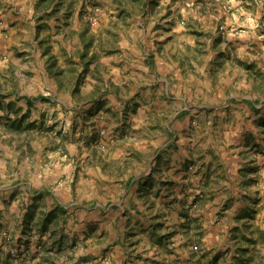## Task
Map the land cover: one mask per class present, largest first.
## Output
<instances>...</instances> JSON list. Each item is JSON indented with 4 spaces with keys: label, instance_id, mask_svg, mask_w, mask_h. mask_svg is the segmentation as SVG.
Wrapping results in <instances>:
<instances>
[{
    "label": "rangeland",
    "instance_id": "obj_1",
    "mask_svg": "<svg viewBox=\"0 0 264 264\" xmlns=\"http://www.w3.org/2000/svg\"><path fill=\"white\" fill-rule=\"evenodd\" d=\"M178 1L187 11L194 9L198 12L194 16L190 11L188 17L183 19L184 16H180L179 20L189 32L201 39L200 61H207L208 64L197 76L203 81L212 77L214 83H200V89H195L196 86L189 85L187 79L171 72L177 85L167 94L161 81L157 82L161 74L153 79V75L135 65H142L141 62L145 61L152 71L153 51L161 53L162 46L157 43L162 44V41L156 39L153 43V37L146 39L145 36L142 42L137 41V36L140 39L143 32L153 33L155 24L154 27L169 32L170 29L162 28L157 21H153L173 10ZM222 1L227 2L225 9L228 13L220 16L218 3ZM42 2L41 11H44L46 23L42 29L46 30V34L51 32L49 41H52V35L60 38L59 55L65 65L60 73L61 85L55 95L47 91L31 95V102L38 104L37 110L25 114L23 120L0 115V169L3 170L2 163L13 149L10 148L11 137L16 139L17 144L26 141L29 145L34 144L29 153L23 151L25 156H30L33 164H36L37 154L40 155L39 150L43 147L47 151L42 154L47 165L45 168L54 169L58 155H63L64 150L70 151L72 156L66 157L64 167L72 163L74 171L71 180L68 179L69 173L65 174L61 182L49 183L47 190L36 196H28L23 185L6 190L1 188L19 181L0 176V255L2 246L7 245L12 246L10 253L19 254L20 264H34L39 255L43 258L40 264H189V258L194 256L205 258L204 264H234L230 260L235 259V253H243L251 245L249 233L253 239L257 233L254 229L248 232L247 229H251L248 223L253 224L257 217L264 215V0ZM27 4L30 8L31 4ZM169 43L173 41L168 40ZM26 44L22 40L15 46L23 48ZM119 46H135L139 51L145 48V52L150 54L141 51L145 59L141 57L139 61L135 60L139 56L134 51L128 61H119L113 54ZM129 51L132 49L129 48ZM164 53H167L166 47ZM122 63L128 68L125 71L137 79L130 77L125 81L119 79L118 83L114 81L117 74L113 68ZM140 72H143L141 79L138 77ZM234 77L235 86L229 85L225 89L220 84L225 82L219 81L220 78L229 80ZM142 89L145 100L142 98L141 102V98L137 100V97ZM182 92L189 97L187 101L173 98ZM232 92L240 98L234 102L240 104L236 107L229 98ZM106 94L119 99L126 108L115 107L114 111L111 109L113 105L109 107L110 111L103 108L102 102L98 103L97 99ZM244 96L248 100H244ZM202 103L204 105L200 106ZM143 105L141 119L133 121L131 111L137 113L139 106ZM155 106H161L163 110L167 108L168 116H154ZM183 107L188 111L183 110L173 122L183 121L194 110V114L188 117V125L176 126L174 135L167 136L159 145L167 142L165 147L177 151L181 145L186 146L185 153L190 157L186 158L183 167L175 170L172 166L173 176L181 173V177L164 179L163 169L153 164V156L157 152L153 149V134L161 129L156 125L162 119L170 118L171 110ZM3 109L6 112V108ZM11 109L9 107V114H15ZM205 111L206 117L201 115ZM108 115L111 118L108 119ZM103 120L112 124L111 129L101 126L95 133L93 126ZM131 131L136 133L134 136L140 145L149 147L143 153L147 160H138L139 168L134 172L139 175L137 180L132 182L131 187L130 182L126 185L119 181L118 185H111L110 188L99 185L92 190V178L101 176V158L117 146L121 147L124 137L129 136ZM55 144L61 147V153H53ZM48 152H52L51 156ZM139 158L136 156V159ZM23 161L20 158L19 163ZM202 161L207 169L203 173ZM143 179L150 189L147 194L137 188L138 181ZM63 181H68L71 191L63 201L65 206H59L55 204L54 192ZM123 188L124 191L130 188L133 194L123 199ZM164 192H170V198L159 202L158 196L162 194L165 197ZM153 195L157 200L145 207L147 197L153 200ZM238 200H242L241 211L236 215L227 213V209ZM27 202L28 211L24 212ZM42 206L46 211L40 208ZM33 211L31 222L27 223L26 219ZM125 217L130 222L134 219L139 222L143 218L145 222L151 220L154 233L147 229L129 228L130 222L125 221ZM223 219L240 224L243 221L242 228L237 225L218 231L220 225L223 228L226 224ZM44 222L49 224L46 229H43ZM125 222L128 224L124 230ZM240 229L246 234L239 232ZM140 232L144 236L142 243L136 241ZM257 235L258 239L264 238V234L258 232ZM216 236L220 238L219 245L213 246L211 243ZM236 238L240 239L239 244L234 254L230 255L232 246L227 244ZM209 239L211 243H208ZM119 240L123 254L117 262L110 255ZM103 241L107 245H103ZM184 249L190 257L182 255ZM155 256L159 259L154 260ZM248 257H242L241 263L237 264H248Z\"/></svg>",
    "mask_w": 264,
    "mask_h": 264
},
{
    "label": "crops",
    "instance_id": "obj_2",
    "mask_svg": "<svg viewBox=\"0 0 264 264\" xmlns=\"http://www.w3.org/2000/svg\"><path fill=\"white\" fill-rule=\"evenodd\" d=\"M29 2L30 8H28ZM42 0H0V115H7L10 117H18V121L21 119L23 120V117L25 119V114H31L32 111L35 112L38 106L37 103H32V97L31 95H35L37 92L41 91H47L48 93H53L54 95L58 92L60 85H61V72L65 65L62 64V60L60 59V53H61V45L59 41V37L56 35H52V41H49L51 32L49 34H46V30L42 29V27L46 24L45 23V16H43V12L41 11L42 8ZM227 3L226 1H222L219 4L220 8V16H223V14H227V6L225 5ZM198 8V7H197ZM190 11L192 12V15L196 16L198 14L197 11L194 9H190L187 11L184 6H182V2L178 1L176 2L175 6H173V10H169L164 13V15H161L159 18L157 17L153 22L157 21L161 27H166L167 29H170L169 32H165L160 27H154L153 25V33L143 32V36L139 39L137 36V41H143V37L146 36L147 38L153 37V43L154 40L158 39L161 40L162 44L159 42L158 45L162 46L161 53L158 51H153V70H150V66L145 64V61H142L141 64H135L138 65L139 68L142 69L144 72H148L149 74L153 75V79L157 78L156 76L158 74H161L157 78V82L161 81L162 88L164 91L169 94L170 90H173V86H176L177 83H175V78L173 76V73L175 72V75L182 79H187L189 82V85L196 86L195 89H200V83L204 84L209 82L211 85L214 83L211 77H206V79L203 81L197 76V73L200 71H204L205 68H207L208 62H201L200 56L201 54L199 52L201 49V44L199 42L201 41L200 38L196 34H193L189 32V29L184 26V24H181L179 18L180 16H184L183 19L189 16ZM195 12V14H193ZM175 22V25H174ZM151 31V30H150ZM52 32L55 34V28L52 29ZM164 34V35H163ZM21 37H23L21 39ZM48 37V38H46ZM164 37V38H163ZM23 41L27 42L26 46L23 48H18L15 46L16 43H21ZM135 40V39H134ZM168 40L173 43L168 44ZM213 43V41H212ZM168 44V45H167ZM215 45V44H214ZM144 47H147L145 45ZM166 47L167 53H164V48ZM129 48L132 49V51H129ZM135 51L134 54H137L139 56L135 60L141 61V57L145 59V55L142 53L150 54V52H145V48H143L141 51H139V48L135 46H131L128 48H122L119 46L117 50L113 53L115 54V59L122 61H128L129 55H132V53ZM203 53V52H202ZM204 54V53H203ZM211 57V56H210ZM118 61V62H119ZM199 64H204L200 66ZM123 63L117 66H114V71L117 74V78L114 80L116 83H118L119 79H123L125 81L126 79H129L130 77L133 79H137L136 76H132L129 73H127L126 68L124 67ZM128 69V68H127ZM166 71V72H164ZM138 73V72H137ZM143 75V72H140L138 77L141 79ZM209 79V80H208ZM219 81H225L222 84V87L227 89L229 85H234V82H236L235 77L231 78L229 80H222V78L219 79ZM138 83V81H137ZM218 84L217 86H219ZM241 84V83H240ZM179 85L182 86V81L179 82ZM193 89H191V92ZM160 92H162L160 90ZM186 92V91H185ZM144 90L139 93V96L137 97V100L141 98L144 99ZM147 93H150L149 91ZM148 94V97L151 98ZM175 99H178L180 101H187L189 99L188 96H185L184 92L179 95H174ZM230 101L233 106H238L240 104L234 103L237 100H240V98H237L235 94L232 92L230 93ZM233 98V99H232ZM244 100H248L247 97L244 96ZM109 99H112L113 102H110ZM98 103L102 102L103 108H107L110 111V108L114 111L115 107L117 109L121 107H125L123 103L120 102V100L114 96H110L109 94H106L101 99H97ZM145 100V99H144ZM125 102V101H124ZM155 103V100L153 101V105ZM187 104V102H186ZM14 105L16 107H14ZM43 105V104H42ZM115 105V106H114ZM132 105V104H129ZM204 105L203 103L200 104ZM223 106V104H222ZM6 108V112L3 108ZM9 107H11V111H15V114H9L10 110ZM43 107V106H41ZM68 107V105H66ZM145 105L142 107L139 106L136 112L131 111V116L133 117L132 120H139L141 119L140 112L144 109ZM188 108V105H186ZM126 108V107H125ZM185 109V107L180 108L177 111H173L172 115L170 114V118L167 120L161 121L159 125H156V127L161 126V129H159L156 133L153 134V149L156 150V154L153 156V164H155L158 168L163 169L164 171V179H172L169 176H173V165L175 166L174 169H179L184 166V162H186V158L190 157L189 154H186L187 151L186 146H180L179 151L175 150L174 148H170L168 146L165 147L166 143L163 145H159V142L164 140L167 136H170L171 134L174 135L175 127L178 125H181V127H185L188 125V117L190 115L194 114V110H191L187 117L182 120H177L176 122H173L174 117L178 116L179 113H182V111ZM44 110L41 109V111ZM107 110V111H108ZM40 111V113H41ZM188 110H184V112H187ZM102 112V110L100 111ZM112 112V111H111ZM123 113L122 111H120ZM168 109L163 110L161 106H155L153 107V114L154 116H161L163 115L168 116L167 113ZM218 111H215L217 113ZM220 112V111H219ZM108 113V112H107ZM110 113V112H109ZM9 114V115H8ZM201 115L207 116V111L201 112ZM94 117V116H93ZM106 117V116H104ZM108 119L111 118L109 115L107 117ZM22 122H25L22 121ZM102 127H107L108 130L111 129L112 124L109 121H101L100 123L93 126V131L97 133L98 130ZM92 133V132H90ZM130 135L124 137L122 146H117L114 151H111L105 156L104 158H101V170L100 175L96 178H92L90 186H92V190L97 189L99 185H107L108 188L115 185H118L119 181H123L126 185L128 182H130V187L133 186L132 182L137 180V176L134 172L139 168V161H146L147 159L144 158V152H146V149H149L146 145H140L136 140V133L133 131L129 132ZM171 137H174V136ZM171 137H169V141H171ZM13 139V141H12ZM9 141H12L11 147L13 148L10 153H8L5 157L4 162L2 163V169H0V176L14 180H18L16 184H8L4 185L1 188L5 189L9 187H14L16 185H23V188L27 189L28 196H36L35 194L41 193L42 191L47 190L49 183L53 181H59L61 182L65 174L68 175L71 180V174L74 171L72 168V163H69L64 167L65 159L68 156H72V153L68 150H64V154H59L57 157V162L55 164V168L51 169V167L45 168L46 163L43 160L42 154H44L47 151H44V148L42 147L39 151L41 152L40 155L37 154V161L36 164H33L32 160H30V156H25L24 153H29V150L31 147H35L34 144L29 145L28 141L22 142L17 144L16 139L11 138ZM175 144V143H173ZM150 145V144H149ZM61 147L53 146V153L56 151L57 153H61L60 150ZM36 149V148H35ZM68 149V148H67ZM69 149H71L69 147ZM25 151V152H23ZM73 151V150H72ZM191 151V150H190ZM23 153V154H21ZM52 152H48V155L51 156ZM136 156H139V159H136ZM20 158H22V163H19ZM204 160V159H203ZM202 164L204 165L203 171H206L205 163L202 161ZM210 163L208 162V165ZM51 169V170H50ZM115 169V170H114ZM226 169V168H225ZM114 170V171H113ZM182 172V171H181ZM154 175V173H153ZM181 173L177 174L173 177H181ZM154 177V176H153ZM147 178V177H146ZM11 179V180H12ZM154 179V178H153ZM88 180V179H87ZM96 182H98L96 184ZM112 182V183H110ZM68 181H63L57 189L56 193L54 192V195L56 196V205L59 206H65L63 201L66 200L67 195L71 191V186H69ZM84 185V184H83ZM122 185V184H121ZM104 186V188H107ZM148 185H145L144 179L142 181H138L137 188L141 189L144 194H147L150 189L147 188ZM123 188V199L126 196H129L133 194V190L131 191L130 188ZM155 189V188H153ZM87 190V189H86ZM205 192V189H203ZM23 193V192H22ZM44 194V193H43ZM42 194V195H43ZM170 195V192H164L162 197V194H160L158 197L160 198L159 202L161 200L168 201V198ZM203 195V194H202ZM167 196V197H166ZM122 199V200H123ZM148 201L144 202L146 204L145 207L150 206L151 202L157 200L156 197L153 195V200L150 197H147ZM40 201V200H37ZM31 202L33 203V199H31ZM242 200H238L233 202V205H231L230 208L227 209V213H230V215H236L241 211L242 204L240 203ZM29 204L26 203V206L24 207V212L28 211ZM89 209L92 207H89L86 205ZM41 209L46 211L45 207H40ZM20 209V208H19ZM22 211V212H23ZM226 212V211H225ZM264 214V208L262 210ZM262 214V213H261ZM259 214V215H261ZM229 215H227L228 219ZM261 217V218H260ZM126 219V217L124 218ZM127 221V219L125 220ZM146 219H139V222H137V219H134V221L129 223V228L135 227L136 229H147L154 233V223L152 224L151 220L148 222H145ZM225 222V220L223 219ZM127 222H125L124 226L122 227L124 230L127 229ZM191 223V222H190ZM226 224L222 227V225L219 226L218 231L224 229V227L232 228L233 226H240L239 228H242V223L236 221H230L225 222ZM251 229H247L248 232L253 231L254 232L263 235L264 234V215H261L257 217L256 221H253V224H249ZM126 226V227H125ZM249 227V226H248ZM258 230V231H255ZM201 231V230H199ZM217 231V232H218ZM239 232H243L246 234L245 231L242 229L239 230ZM151 233V232H150ZM254 236V239L252 238V235L247 233L249 236V243L251 244L249 246V249L247 251L236 252L235 253V259L230 260L232 263L237 264L241 262L242 257L249 256L250 262L248 264H264V242L261 243L264 238H259L258 235ZM138 238H136V241H139V243H142L143 241V233L138 234ZM142 235V236H141ZM223 237H226L227 235H222ZM150 237V235H149ZM203 239V238H200ZM220 238L216 236L215 240L211 243L210 239L208 240V243H211V245L215 246L219 245L217 242ZM187 241V239H185ZM185 240H182L181 242H184ZM238 238L230 240V244L228 243V246H232V250L230 251V255L234 254V249L239 244ZM254 240V241H252ZM155 241V240H154ZM103 245H107L106 241H103ZM207 243V244H208ZM137 245V243H135ZM182 245H185L182 244ZM212 246V247H213ZM12 247V246H10ZM10 247L7 245L2 246V251L0 255V264H20L19 263V254L16 256V253L14 254L10 253ZM155 248V246L153 247ZM219 248H217L218 250ZM185 251V252H184ZM182 251L183 256L190 257L189 252L187 249H184ZM121 254H123V250L121 247L120 240L117 244L114 245L113 250L111 251V259L116 260L118 262ZM153 254H155V250L153 249ZM6 255V257H5ZM25 255V253H24ZM4 257V258H2ZM4 259V260H3ZM37 261L34 264H40L43 262L42 255H39L37 258ZM154 260L159 259V257L155 256L153 257ZM237 260V261H236ZM189 264H204L205 258L200 259L198 256H194L189 258Z\"/></svg>",
    "mask_w": 264,
    "mask_h": 264
},
{
    "label": "trees",
    "instance_id": "obj_3",
    "mask_svg": "<svg viewBox=\"0 0 264 264\" xmlns=\"http://www.w3.org/2000/svg\"><path fill=\"white\" fill-rule=\"evenodd\" d=\"M33 215H34V211L32 212V214L28 215L29 219H28V220L26 219V222H27V223L31 222V218L33 217ZM47 219H49V218H47ZM50 220H51V219H50ZM48 222H49V220H48ZM48 222H44V223H43V224H44L43 229H46L47 225H49ZM240 263H241V262H240ZM244 263H245V262H244Z\"/></svg>",
    "mask_w": 264,
    "mask_h": 264
}]
</instances>
